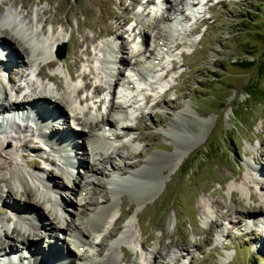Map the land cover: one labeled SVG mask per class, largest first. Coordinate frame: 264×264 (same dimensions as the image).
Returning <instances> with one entry per match:
<instances>
[{
	"label": "rangeland",
	"instance_id": "rangeland-1",
	"mask_svg": "<svg viewBox=\"0 0 264 264\" xmlns=\"http://www.w3.org/2000/svg\"><path fill=\"white\" fill-rule=\"evenodd\" d=\"M145 1L140 2L141 7L150 5V10L159 7L171 20L183 17L182 23L187 27L184 32L190 28L195 33L172 34L166 44L170 51L159 57L161 50H158L160 47L156 45L157 40L143 26L149 37L148 43L145 42L147 52L159 51V66L154 71L159 78L157 82L150 83L149 89H138V85L132 91L133 94L124 99L129 106L125 115L127 119H123V122L131 126L129 131L118 127L121 120L110 114L113 122H109L114 124L120 140L107 139L110 144H124L119 151L128 157L132 168L141 167L143 160L150 154L160 157L161 165L152 169L153 174H150L146 182L130 183L131 178H128L129 183L117 181L116 186H112L107 183L106 175L111 174L112 170L106 163L91 160L98 168L95 173H91L84 164L75 163L77 158L70 160L74 165L70 162L63 165L60 163L61 158H58L60 156L44 150L39 135L36 136L28 126V121H11L12 131L0 133L1 156L6 157L5 168L0 169V176L5 177L0 181V235L3 228L13 225V222L11 225L5 219L14 213L12 206H22L28 201L19 185L14 168L16 162L42 178L47 171L55 172L52 183L57 181V185L54 183L53 189L58 190L66 201L75 202L77 189L71 190L64 169L73 170V174L78 176L76 181L79 177L83 181L91 180L81 195L86 194L92 207L103 201L105 196L110 198L114 189L119 190L121 218L115 223L116 226L108 225L106 234L109 232L108 237L115 238L121 231H129V234L126 231V235L131 240L128 243L121 242L117 249L121 264H264V77L257 75L254 61L247 68L237 64L240 58H257L258 62L262 56L264 0H207L205 4L195 5L198 11L193 16L189 15V10L182 3H178L181 13H172L164 10L162 0ZM191 1L196 3L203 0ZM140 3H132L131 0H0V18L5 9L17 8L26 23L32 20L36 34H40V24H44L49 44L59 38L64 39L66 47L62 60H57L55 66L45 69V73L58 77L62 85L43 80L41 75L34 74L48 58L29 67L31 52L19 55L16 50H12V61L4 65L6 69L3 75L10 98L20 101L25 91L32 96H36L37 91L47 96L60 95L65 82L72 81L75 85L73 99L79 107L75 112L81 117L88 113L98 116L105 114L110 101L107 103L106 100L109 86L105 73L95 66L102 53L99 48H107L114 41L111 29L116 27L114 36L118 39L115 42L117 45H120L121 40L126 42V50L122 54L128 57L134 55L133 40L138 31L132 27L137 21H145L146 18V10L142 11L138 7ZM27 11L30 14L25 17ZM124 17L128 21L118 26ZM187 38H193L194 42L189 45L181 43L178 48H173ZM9 42L13 47L17 45V41ZM153 44L158 47L157 50L153 51ZM180 52L182 54L179 57ZM139 58L143 61L148 59L147 56ZM170 58L175 60L171 63ZM122 64H119L121 68L118 76L125 79L129 75L124 70L125 64ZM101 65L105 70L106 65ZM164 69L167 73L162 77ZM29 70L31 73L28 75ZM74 72L89 75L86 78L78 76L69 79V75L72 77ZM9 76L14 77L11 82L22 87V93L12 90L13 83L8 82ZM42 77L46 78L44 75ZM85 82L90 83L88 90L82 89L78 94L79 89L85 88ZM93 85L99 86L100 91L95 92ZM167 85L170 87L162 93ZM248 86L251 93L249 96L245 93V87ZM145 94L151 96L147 99L146 95L143 102L141 97ZM86 98L84 102L79 100ZM5 104V101L0 100V106ZM75 112L66 109L67 116ZM103 116L106 117V114ZM67 118V123L74 122L73 132L77 133L81 128L86 130L71 117ZM63 121L66 124V120ZM60 122L56 120L52 124L54 132ZM124 134L127 135L125 138L122 137ZM83 137H76V141L83 142ZM79 148L71 151V156L76 154L85 160L83 145ZM112 148L106 147L109 153ZM7 149H10V155L3 152ZM85 149H88L87 144ZM178 154L181 156L180 164L173 167L170 173L169 166L174 163L171 160ZM113 161L119 163L117 167L120 173L128 174L129 170L119 160ZM250 165L256 166V172L262 174L260 181L256 177L254 179ZM238 187L244 188L248 195L242 196ZM40 188L44 189V186ZM94 188L96 190L93 194ZM6 208L9 211L12 209L10 213ZM40 208L45 214L43 217H52L48 209ZM67 208L69 212L73 210L68 205ZM63 211H59V218L66 217ZM41 220L42 228L35 230L33 238L38 241V246L43 245L41 236L45 235L44 232H49L51 236L58 234L60 244L62 238H67L63 229H57V233L51 229V233L45 219ZM82 220L78 219L86 231L87 227ZM16 231L20 234L19 229ZM107 240L110 241L108 238L101 240L102 246L108 245ZM15 245L18 243L14 242L12 246ZM64 246L65 243H62L60 248ZM99 248L101 245L97 244L92 250L87 249L86 253H97ZM122 259L127 262L123 263Z\"/></svg>",
	"mask_w": 264,
	"mask_h": 264
},
{
	"label": "bare ground",
	"instance_id": "bare-ground-1",
	"mask_svg": "<svg viewBox=\"0 0 264 264\" xmlns=\"http://www.w3.org/2000/svg\"><path fill=\"white\" fill-rule=\"evenodd\" d=\"M141 1L144 0H131L132 3H138ZM162 1L165 4L164 10L167 12L173 11L172 13H180L181 8L178 3H182L183 7L188 6L187 0H173V3L169 2L170 0ZM148 2L150 1H145V3ZM22 7L25 6L22 5ZM28 13L30 14V12L27 11L24 16L26 17ZM145 17V21H137L135 23V26L132 27H136L138 31H136L137 35L135 36V38L137 36H141V38H139V43H137V41H133V44L135 45L133 56L128 57L126 56V54L125 56L122 54L124 50H126V42L121 40L120 43L117 40V42L120 43V45H117L115 40L118 39V37L114 36V33L117 30L116 27L111 29L113 32V36L111 33H108V35L110 34V36L114 38V41L111 44L107 45L108 47L104 51L106 55L104 52L100 53V56L98 57V68H100L107 76L106 82L109 86V92L111 94L114 92L115 88L119 89V81L122 78L118 76L121 68L119 64H130V66L141 75H147L148 73L155 71V69L151 65L154 64L153 60L156 58L155 53L151 50L149 53L147 52L148 48H146L145 44L148 43L149 37L146 35L143 26H146L150 30V36L154 38L155 41L157 40L156 45H158L161 49L165 47L166 44H168L167 41L170 40L169 38L172 36V34L175 33L170 26V17L168 16V14L164 15L163 11H160L159 7H154L152 8V10L145 12ZM25 20L26 19L21 16L17 8L10 7L3 11V15L0 18V23H4L3 25H0V100L5 101L6 103L4 106H0V133L4 131H7V133L12 131V127L10 126L12 125L11 121L16 120L11 119V117H7L11 114H15L17 118L25 119L26 121H28V126L32 128V130H34L36 136L39 135L38 137L41 139V142L44 145V150L60 156L58 158H61L60 163H62L63 165H67L68 162L72 163V161L70 160L72 158H77L75 163L84 164L91 173H95L98 168L94 163H91V160L97 161L98 163H106V165H109L110 170H112L111 174L106 175L107 183L112 186L114 184L116 186L117 181H120L122 183H129L127 180L128 178H131L130 183H134L137 181H140L142 183L143 181L147 180L152 173V169H155L157 168V166L161 165L162 162L160 157H157L155 154H150L143 160V164L141 167L132 168L128 161V157L121 154L119 151L122 147H124V144L122 143L120 146L116 145V143L110 144V141H107V135H103V131H105L103 130V127L113 122V120H110V116L113 114L121 120V122L118 124V127L128 129L126 131H129V129H131V126L129 124L123 122V119H125L126 117V113L124 111V107L126 105L123 102L119 100L113 101L110 99L105 113L106 117L103 116L105 114L98 116L92 114L90 115V113L81 117L78 115V112H75L77 109H79V107L76 106L77 101L73 99V89L75 85L72 81L65 82L66 85L63 88L64 90L62 94L60 95H43L44 93H41L37 91L36 88H34V92L37 91L35 94L36 96H32L31 93L25 91L23 92L20 101L16 99L12 100L10 98L7 91L8 87L5 83V78L3 75L6 69L4 65L12 61V50H16L19 55H26V53L30 51L31 57L28 60L29 67L34 66L38 58H40L41 60H43L44 58H48L45 59L46 61H44L45 63L39 69V71L37 70V74L39 76L41 75V77L42 75H44L47 80H52L53 83L55 82L59 85H62V81H60L58 77H56L54 74L45 73V69L48 67H52L54 65V61L58 62L59 60H62L60 58L58 59L54 57L53 55L47 56V54L51 52L54 44L64 41V39L56 38L51 44H49L48 42L46 50L33 49L30 45H28L29 39L27 40V38L28 36L34 37L33 35L36 34L35 25L32 20L28 21L27 23ZM127 21V17H124L120 22H118V26L125 25ZM44 27V24H40V34L35 37L36 39L32 38L37 43L40 42L37 39H39L45 31ZM7 36H9V38ZM11 38H13L14 40ZM8 40L13 42L17 41V45L19 47L17 45L13 47L12 45H10V42ZM44 41H47L46 36ZM154 48H156V46ZM45 51H47V53ZM143 55H145V57L147 56L148 59H144V61L141 60L139 57L145 58ZM101 64L106 65L105 70H103V66ZM73 75L75 77L81 76L83 78H86L89 74L85 72L76 74L74 72L72 73V77ZM69 76L72 79L71 74ZM13 79L14 77L12 78L10 76L8 78V82H10L11 84L13 83L12 90L14 89L16 93H22V87L20 85L16 86L15 82H11ZM89 86L90 83L85 82L84 87L88 88ZM93 86L95 92L100 91L101 88L99 86ZM81 89L77 91L78 94L81 93ZM147 99H150V95L147 96ZM79 100L80 102H84L85 100H87V98ZM25 108L30 109L29 114L27 115H24L21 112ZM66 109L70 110V112L72 111V113L75 112L74 115L67 116ZM67 117H71L73 121L77 122L76 124H81V126L86 128V130L84 131L83 128H81L77 133L73 132L75 131V128L72 126L74 122H72V124L67 123ZM56 120H60L62 122H60V126H58L55 129L56 132H54V129L51 128V125L49 129L48 121L53 124ZM63 120H66V124ZM109 120L111 123L109 122ZM201 120L202 122H205V119L201 118ZM17 122L22 121L17 120ZM114 128V124H111V126L107 127V131H109L108 135L110 134L111 136H113V139H117L118 134L115 132ZM75 135L77 138L84 135L83 142L79 143V141H76L77 138L75 137ZM86 144L88 146V151L85 149ZM82 145L84 148L83 155H85V160L83 158H78L77 156H75L76 154L74 156H71V152L69 154V149H72L71 151L74 152L77 147L81 148ZM106 147H113L110 153L107 150L109 148L106 149ZM57 149L65 151V155H60V152L56 151ZM3 152L6 155H10V149H7ZM0 157V169H3L5 168L4 161L6 160V157L2 158L1 148ZM45 158L50 159L48 157ZM114 159L119 160L121 165H124L129 170L128 174H122L119 172V167H117L119 163L114 162ZM171 161H174V163L169 166V170H171L173 167L176 168L180 164V154L176 155L175 158H173ZM29 164V166H31V162ZM14 168L17 173L19 185L22 189V192L27 195L28 201H26V204L24 203L22 206L14 204V206H12V209H14V213L11 214L12 216L9 214L5 218L6 221H11L10 219L14 218L16 222H13L12 226L3 228V233L2 235H0V240H2L0 241V264H57L63 261L66 257L69 258L68 263L66 264H121L117 249L119 248L121 242L124 241L126 243L127 241L128 243V241L131 240L130 237L126 235V231L128 230L126 229V231H121L120 235L115 238L108 237L107 234L109 232L106 234L107 228L109 227L108 225L113 224V226H116L115 223L119 222L121 218L119 212V190L114 189L110 198L107 199L105 196V199L103 201L96 203V205H93L94 207H92V204L90 205V202H88L87 200L88 197L86 196V194H84L85 196L81 195L82 191L85 190V188L89 184L88 181L91 180L85 179L83 181V179L79 177V179L76 181L75 178L78 176H75V174H73V170L71 171L64 169L63 173H65L64 176H66L68 182L70 183L71 190L77 189V192L75 193V202L64 200L63 195L60 194L58 190L53 189V187H55L54 185H57V181H54L55 184L52 183V178L56 174L55 172L47 171L46 176L42 178V176L38 174L34 175V173H31V171H28V168L27 170L22 167V165L16 162ZM163 168L164 166L161 167V169ZM250 168L253 171L252 173L254 175V179L255 177L257 178L256 180L262 178V174L256 172V166L254 167L250 165ZM171 172L172 170L170 171V173ZM4 178V176H0V181H3ZM42 186H44V189L40 188ZM118 186L120 187L119 183ZM60 187H62V185H60ZM95 190L96 189L94 188L93 194ZM237 190H239V193L242 196L248 195L242 187H238ZM60 195H62L61 198ZM60 199L64 200L65 202H61ZM67 205L68 207L70 206L73 210L69 212V208H67ZM40 207L48 209V213H50L52 217H43L45 214ZM61 209L65 210L63 212L65 213L66 217L64 216L63 218H59L61 217L59 216V211ZM10 211L8 210L9 213ZM41 218L45 219L46 225H48L49 227V231L52 229V232L56 233L57 229H63L65 235H67V238H62L63 242H61L60 244L59 238L49 235V232H44L45 235L43 236H46L47 234V237L42 238L43 236H41V243H43V245L38 246V241H34L33 238L35 230L42 228V226L40 227V223L42 221ZM78 219L84 220L87 227L86 231H84L86 228L84 230L82 229V225H80ZM41 224H43V222ZM65 227H67V231ZM16 229H19L20 234L17 233ZM31 235H33V237H31ZM50 237H52L53 239L51 240ZM88 238H90V241L88 240ZM107 238L110 239V241L107 240L109 242L107 243L108 245L105 244L104 246H102L101 240H106ZM12 241L17 242L18 245H15L13 247L12 245L14 242L12 243ZM62 243H65L64 248H60L62 246ZM97 244L101 245V248H99L98 250L100 253H98V251L97 253H86L87 249L89 251L91 248L93 249V247H95ZM8 253H13V256L16 259L11 260L10 262H1L4 256H8ZM126 262L127 261L125 260L123 261V263ZM136 264H139V262H137Z\"/></svg>",
	"mask_w": 264,
	"mask_h": 264
},
{
	"label": "trees",
	"instance_id": "trees-1",
	"mask_svg": "<svg viewBox=\"0 0 264 264\" xmlns=\"http://www.w3.org/2000/svg\"><path fill=\"white\" fill-rule=\"evenodd\" d=\"M262 49L260 51L262 56L260 57V60L258 62H257V58L256 59L252 58L251 60H249L248 58H243V59L240 58L238 60V62L236 60L237 64L239 66H241V68H247V67L251 66L254 63V64H256V67H257V75H259L261 77H264V61L262 60L264 50L262 51ZM260 52H259V54H260ZM259 54H258V56H259ZM245 88H246L245 89V93L249 96L251 94L250 91H249L250 90V86L245 87Z\"/></svg>",
	"mask_w": 264,
	"mask_h": 264
},
{
	"label": "water",
	"instance_id": "water-1",
	"mask_svg": "<svg viewBox=\"0 0 264 264\" xmlns=\"http://www.w3.org/2000/svg\"><path fill=\"white\" fill-rule=\"evenodd\" d=\"M65 56V44L62 42L57 45V57L63 58Z\"/></svg>",
	"mask_w": 264,
	"mask_h": 264
}]
</instances>
